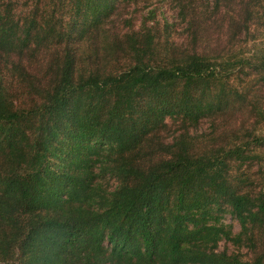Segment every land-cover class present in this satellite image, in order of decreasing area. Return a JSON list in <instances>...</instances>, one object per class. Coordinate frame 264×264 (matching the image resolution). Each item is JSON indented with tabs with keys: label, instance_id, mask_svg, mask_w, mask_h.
<instances>
[{
	"label": "trees",
	"instance_id": "trees-1",
	"mask_svg": "<svg viewBox=\"0 0 264 264\" xmlns=\"http://www.w3.org/2000/svg\"><path fill=\"white\" fill-rule=\"evenodd\" d=\"M145 1L0 0V264H264V0Z\"/></svg>",
	"mask_w": 264,
	"mask_h": 264
},
{
	"label": "rangeland",
	"instance_id": "rangeland-1",
	"mask_svg": "<svg viewBox=\"0 0 264 264\" xmlns=\"http://www.w3.org/2000/svg\"><path fill=\"white\" fill-rule=\"evenodd\" d=\"M157 1L158 0H147L143 3H141V5H146V4L151 3V2H154L156 4V3H158ZM165 4H167V3H165ZM167 9H169V8L167 7ZM169 15H172L171 11H169ZM168 121H170V119H168ZM209 125H210V123L207 120L202 121L197 128V132L201 133V132L207 130L209 128ZM228 222H231V218H228ZM223 247H224V243H222V245H221V248H223Z\"/></svg>",
	"mask_w": 264,
	"mask_h": 264
}]
</instances>
